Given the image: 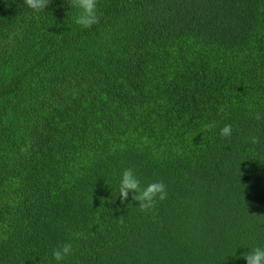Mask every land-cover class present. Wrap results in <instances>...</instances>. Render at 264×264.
Returning a JSON list of instances; mask_svg holds the SVG:
<instances>
[{"label":"trees","instance_id":"trees-1","mask_svg":"<svg viewBox=\"0 0 264 264\" xmlns=\"http://www.w3.org/2000/svg\"><path fill=\"white\" fill-rule=\"evenodd\" d=\"M77 12L0 0V264H247L264 247V0H98L91 29ZM127 168L167 199L122 202Z\"/></svg>","mask_w":264,"mask_h":264},{"label":"clouds","instance_id":"clouds-1","mask_svg":"<svg viewBox=\"0 0 264 264\" xmlns=\"http://www.w3.org/2000/svg\"><path fill=\"white\" fill-rule=\"evenodd\" d=\"M52 0H25L26 5L34 12H41L48 8ZM70 8H76L78 10L75 17V24L82 29H91L93 26L99 25L101 22V15L98 12V0H68ZM221 111H224L221 108ZM254 118L256 120L262 119L260 113H255ZM205 129L211 130L215 127L213 123L204 125ZM232 126L225 125L220 130L222 138H230L232 135ZM251 144H259L260 138L256 135L250 136ZM132 194V200L139 202L138 209L143 213L152 211L157 203V200L164 201L168 197L167 186L163 181H155L149 183L145 187H141V181L137 178L132 168H127L123 171L119 184V196L122 198V202H125L129 198V194ZM121 224L124 223V218L121 216L119 219ZM74 249L71 243H64L59 245L53 250L52 256L55 261H64L66 257L72 255ZM243 258L247 261V264H264V247H255L250 252L244 254Z\"/></svg>","mask_w":264,"mask_h":264}]
</instances>
